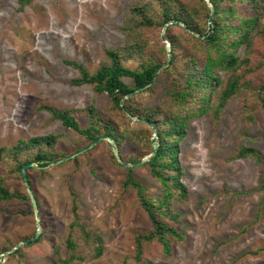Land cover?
I'll return each instance as SVG.
<instances>
[{
    "label": "rangeland",
    "instance_id": "rangeland-1",
    "mask_svg": "<svg viewBox=\"0 0 264 264\" xmlns=\"http://www.w3.org/2000/svg\"><path fill=\"white\" fill-rule=\"evenodd\" d=\"M147 1L31 0L20 6L18 0H0V146L11 148L19 140L54 135L55 150L66 158H76H62L43 171L31 170L30 190L12 172L11 158L3 156L0 171L5 185L28 195L29 200L0 202L1 264H66L57 262V256L61 260L67 257L65 238L75 219L72 193L78 221L72 233L83 259L68 264H264V110L260 100H264V34L255 37L250 53L243 46L238 48L236 54L248 60L241 70L249 71L217 115L211 110L198 112L200 99L196 106L173 104L170 94L174 87L161 70L147 90L133 94L132 104L140 110L188 117L176 155L185 197L171 200L177 222L161 217L181 235L169 237L168 255L157 241H142L137 257L134 238L148 233L152 226L135 189L122 187L126 167L117 161L111 143L102 140L76 154L88 145L87 139L39 108L48 105L76 111L83 126L87 120L84 110L92 107L123 131V154H141L130 134L142 128L136 118L128 122L117 115L109 97L98 94L92 85H73L71 80L79 77V71L63 60L80 63L94 73L107 61L105 50L123 48L126 35L122 28L127 23L133 27L135 22L132 18L127 21L129 9ZM142 33L148 43L146 53L160 55L165 47L168 57L164 27H145ZM171 34L179 40L176 61L181 74L174 77L182 81L183 71L201 66L203 48L177 27L171 28ZM193 56L196 66L188 67L186 59ZM136 64V60L124 62L128 68ZM219 76L223 81L227 78L224 71ZM122 81L132 85L130 78ZM154 137L153 130L151 139ZM239 146L252 147L259 159L235 157ZM110 152L121 166L110 158ZM149 157L150 153L142 159ZM132 176L146 188L147 196H161L159 181L143 164L133 167ZM33 192L40 214H35L31 203L29 194ZM79 227L101 238L98 258L92 256V243L84 245L79 239ZM41 231L39 241L23 246ZM14 244L21 247L19 254L1 253Z\"/></svg>",
    "mask_w": 264,
    "mask_h": 264
},
{
    "label": "trees",
    "instance_id": "trees-1",
    "mask_svg": "<svg viewBox=\"0 0 264 264\" xmlns=\"http://www.w3.org/2000/svg\"><path fill=\"white\" fill-rule=\"evenodd\" d=\"M18 1L19 5L23 6L31 0ZM208 2L212 7V12L205 0H193V2L149 0L142 2L129 9L127 21L132 18L135 22L133 27H128L127 23L122 28L126 35L123 48L105 50L107 61L103 62L94 73L90 74L80 63L63 60L64 64L79 71V77L71 80L73 85H92L98 94H106L109 97L113 112L116 111L117 115L125 118L128 122L132 121L131 118H136L137 124L142 128L132 130L130 134L143 151L141 154H123L121 152L125 139L123 131L110 117H101L92 107L84 110L87 120L83 126L78 120L76 111L57 109L48 105L39 107L48 112L52 120L60 121L65 128L87 139V146L97 138L111 139L120 159L125 163L140 162L145 154L152 153L153 144L156 145L155 152L143 163V166L149 169L151 177L159 181L162 190L161 196L153 199L144 193L146 188L132 176L133 167H126L125 178L122 181V187L135 189L140 207L152 226L151 231L143 235H136L134 238L137 257L140 254L142 241H157L163 252L168 255L171 251L169 237L180 238L181 236L174 225H168L161 217L165 216L173 222H177V214L171 213V200L185 197V190L179 182L181 169L178 166L176 155L177 144L186 132L188 117L178 113L162 116L157 111L140 110L132 104L134 97L132 93L147 90L142 88L152 83L157 72L161 70L174 87L171 94L169 93L173 104L181 108L184 105L196 106L197 99H200L202 104L198 103V112L203 113L211 110L214 115H217L226 101L236 93L240 81L249 71L248 68L241 70L248 60L240 58V55L236 54L238 48L243 46L245 52L250 53L255 37L264 34V0H208ZM210 14H212L211 19L208 21ZM166 23H169L164 27V35L170 48L168 61L165 47L162 48L160 55L146 53L148 43L142 33L145 27L159 28ZM172 27L179 28L188 39L203 48L201 66L191 72L183 71L182 81H177L174 77L175 73L181 74V71L176 61V47L179 40L171 34ZM129 60H136V66L126 67L124 62ZM186 61L188 67H193L196 66L197 58L189 57ZM164 64L165 66L162 67ZM220 71L226 73L225 81L221 80ZM123 77L130 78L132 85L123 82ZM205 93L208 94L207 98L204 96ZM260 100L264 110V100L261 97ZM210 101H212L213 107H211ZM153 130L155 137L151 139ZM56 142L57 136L45 135L19 140L11 148L0 146V163L4 155L10 157L13 163L12 172L16 173L25 183L20 172L23 167L27 188L32 190L29 176L31 170L38 168L43 171L48 165L66 158L65 153L55 150ZM106 143L109 144L107 140ZM234 156L240 159L247 156L259 159L257 151L252 147L244 146H239ZM110 158L118 166H121L115 160L112 152H110ZM72 160L75 161L76 158L73 157ZM32 196L37 213L40 214L39 200L34 192ZM72 197L71 209L75 219L70 223L65 238L67 257L61 260L57 256L59 263L68 264L83 259V255L77 251V243L73 239L72 229L78 225V221L73 193ZM13 199L23 201L29 200V197L17 191H11L5 185L4 177L0 171V202H8ZM35 234L30 240L24 242L23 246L39 241L43 231L34 238ZM78 237L84 245L92 243L93 257L98 258L101 255L100 237L90 234L82 227H79ZM14 246L16 245L2 248L1 253H7V256L19 254L21 247L12 249Z\"/></svg>",
    "mask_w": 264,
    "mask_h": 264
},
{
    "label": "water",
    "instance_id": "water-1",
    "mask_svg": "<svg viewBox=\"0 0 264 264\" xmlns=\"http://www.w3.org/2000/svg\"><path fill=\"white\" fill-rule=\"evenodd\" d=\"M205 1L207 2V5L209 6L210 11L212 12V7H211V5L209 4L208 0H205ZM211 15H212V14H210L208 21H210V19H211ZM167 24H169V23L164 24L163 27H165ZM161 37L163 38V33L161 34ZM167 51H168V57H167V61H168L169 58H170V50H169V47H168ZM167 61H166V62H167ZM164 66H165V64H164L162 67H164ZM150 84H151V83H150ZM150 84L144 86L142 89L147 88ZM135 92H136V91H134L132 94H134ZM152 128H153V126H152ZM103 139H106L109 143H111L112 148H113L114 156L116 157L117 161H118L122 166H124V167H135V166H140V165H142L145 161H147V159H142L140 162H138V163H136V164H131V163H125V162H123V161L119 158L118 153H117L116 149L114 148V145H113L112 140L109 139V138H104V137L97 138V139H96L95 141H93L89 146H87V147H85L84 149L78 151L76 154H80V153H83V152L89 150V149L92 148L97 142H99V141H101V140H103ZM155 150H156V145H153V151H152V153L150 154V156L155 152ZM71 157H74V155H72V156H70V157H67V158H64V159L67 160L68 158H71ZM59 162H60V161H57V162H55V163H52V165H53V164H57V163H59ZM29 165L31 166V165H33V164H29ZM20 172H21L22 178H23V180H24V182H25V185H26V187H27V183H26V179H25V175H24V168H23V167L20 169ZM29 196H30V199H31L32 206H33V208H34V212H35V214H37V211H36V204H35L34 198H33L32 194H29ZM37 234H38V232H36L34 238L37 236ZM14 248H15V247H14ZM0 264H1V263H0Z\"/></svg>",
    "mask_w": 264,
    "mask_h": 264
}]
</instances>
